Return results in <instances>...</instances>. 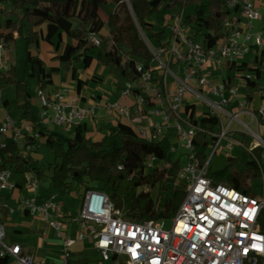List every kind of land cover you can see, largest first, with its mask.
I'll return each mask as SVG.
<instances>
[{"label": "built area", "instance_id": "1", "mask_svg": "<svg viewBox=\"0 0 264 264\" xmlns=\"http://www.w3.org/2000/svg\"><path fill=\"white\" fill-rule=\"evenodd\" d=\"M237 4L246 25L240 24L236 15H229L223 22V36L215 44L190 37L182 24L183 13H173L166 43L149 47L153 53L150 66L145 68L143 63H137L140 77L127 79L120 87L119 98L106 104V109L120 116L129 117L133 113L138 117L144 113L152 119L149 128L141 126L138 130L140 136L150 141L172 125L187 149L186 159L178 169V179L184 181L185 193L171 226L165 227V217L128 220L122 206L116 207L114 198L105 190L89 188L83 191L80 214L75 218L80 221V228L76 236H70L54 197L29 196L18 203V208L33 216L41 215L46 227L61 238L59 264H71L74 246L85 240L92 244L99 260L112 264H264V194L246 193L215 180L209 170L214 150L210 154L206 152L202 163L198 156L201 147L193 142L200 127L185 111L186 101L195 105L200 100L207 105L204 115H217L220 124L222 114L237 119V115L227 108L231 96H235V85L227 89L225 82L211 79L208 70L209 66L228 62L240 64L246 52L263 47L264 31L252 29L253 21L260 18L256 0L229 2L230 7ZM1 8L0 4V78L6 67L2 58L7 53L8 39L2 26ZM87 41L94 45L101 43L99 35L93 32L87 33ZM155 61L160 62L164 71L158 81L153 75L152 63ZM167 75L172 79L168 80ZM244 75L251 77L252 73L245 72ZM156 82L161 91L152 99L156 104H148L149 91L155 90ZM1 91L0 79V94ZM130 96L133 98L131 104L121 101ZM187 96L191 97L190 101L186 100ZM38 99L43 119L52 108V121L64 126L84 121L99 107L98 103L81 106L68 89L61 87L55 88L49 96L39 89ZM239 102L241 106L246 105L245 99ZM260 111L264 112V108L260 107ZM14 123V119L6 117L0 122V132L13 127ZM22 136L23 130H15L13 139L19 143ZM219 142L220 138L216 146ZM4 144L1 142L0 145ZM158 159L156 153L147 156V171L157 166ZM163 165L169 167L170 163L163 162ZM16 174L11 168L0 170V190L14 188L17 181L29 188L39 184L31 171L18 173V180ZM116 198L121 200V197ZM4 206L10 213L15 210L13 206ZM6 234V224L0 220V257L8 256L12 264H42L19 242H6Z\"/></svg>", "mask_w": 264, "mask_h": 264}, {"label": "trees", "instance_id": "2", "mask_svg": "<svg viewBox=\"0 0 264 264\" xmlns=\"http://www.w3.org/2000/svg\"><path fill=\"white\" fill-rule=\"evenodd\" d=\"M3 1L12 4L11 10L1 8L4 19L2 26L7 38L13 39L16 33L25 39L26 63L29 66L27 79L35 78L38 88L46 96L50 95L52 87H57L54 73L59 71V67L47 66L44 59L33 51V47L38 49L42 41L52 44L58 52L63 36L68 37L62 51L53 59L58 60L74 79L75 61H82L84 67L93 61L87 33H96L104 41L110 37L112 44L100 51L97 57L99 63L109 66L111 72L118 68L127 79H137L141 75L136 67L138 61H142L144 67L148 68L153 60V53L141 31L157 44H165L170 36L166 25L154 29L148 22L155 12L160 11L161 6L164 10H170L171 14L182 12V24L190 25L194 30L193 37L201 34V39L209 44H215L222 38L224 20L229 15H236L240 9L239 4L230 7L231 0H130V9L124 0H110L115 9L108 13L105 20L99 10L103 0H0ZM74 17L82 21L81 28L73 26ZM106 24L111 27L109 35L101 33ZM54 38L56 42H53ZM72 40L76 43L73 44ZM121 45L128 48L126 53L121 52ZM77 50L79 52L76 53ZM263 63L264 48L260 50L256 62L227 63L229 69L252 73L251 77L244 76L247 101H251L255 94L264 98V86L260 81ZM0 79L6 84H15L16 98L23 99L19 107L32 131L25 132L22 146L14 139L0 145V170L11 168L16 173L31 171L38 180H42L47 175L46 168L33 156L32 151L44 144L55 156V161L49 162L47 166L51 170L50 185L53 189L72 192L82 186L84 190H105L112 198L121 197L123 215L131 221L174 215L184 197L185 187L177 183L180 158L172 160L162 143L140 136L135 128L122 120L116 123L115 135H120L122 140L117 147H113V140L106 146L102 139L87 136L85 121L73 125L72 135L64 136L51 131L40 115V110L35 107L36 97L28 89L27 79L18 80L15 77L14 65ZM235 79L233 75L224 79L227 89L235 85ZM82 84V78H78V91ZM2 103L7 106L8 98H4ZM185 111L189 119L200 127L193 142L201 147L198 156L204 163L206 147L217 139L211 129L219 128L220 120L213 114L197 115L193 103L186 104ZM260 121L264 119L260 117ZM235 133L238 132H232ZM159 152L163 162L170 163L169 167L154 166L151 171H147V156ZM237 160V156L226 157L230 170L223 178L224 183H221L256 194L248 180L258 176L264 179V146L261 143L251 146L243 167L235 166ZM154 187L157 189L156 196L150 191ZM0 209H3V205H0ZM91 260L86 257L72 261L71 264H85ZM8 261V256L0 257V264H7Z\"/></svg>", "mask_w": 264, "mask_h": 264}, {"label": "rangeland", "instance_id": "3", "mask_svg": "<svg viewBox=\"0 0 264 264\" xmlns=\"http://www.w3.org/2000/svg\"><path fill=\"white\" fill-rule=\"evenodd\" d=\"M126 3V6L128 9H130V0H124ZM1 7L5 8L6 10L12 9V4L6 1L0 2ZM162 7V6H161ZM258 8L260 12V18L257 20H254L253 30L262 29L264 31V0H258ZM115 9V5L110 0H103L99 10L103 18L106 20L107 15L110 11H113ZM170 14L171 12H167L165 10H162L160 8V11L155 12L151 17V24L154 29H160L164 25L168 27V23L170 21ZM73 26L81 28L82 27V21L79 18H72ZM111 27L106 24L104 28V34H108ZM190 37H193L194 30L191 28L187 32ZM109 35V34H108ZM141 35L144 38L145 42L148 44V46L151 48L152 44H154V39H149V37L141 31ZM200 40L201 34L195 35V39ZM101 39V38H100ZM112 44V40L110 37L106 41L101 39V43L99 45H94L91 42H88L89 46V53L93 56V61L91 65L88 67H84L83 62H77V68L79 77L85 79L87 81V84L85 85L84 89L87 93H94V92H102L103 94V100H110L113 101L116 98H118L119 90L122 85L126 83V78L124 77V74L122 71H120L118 68L111 72L109 69V66L102 65L99 63L97 57L100 54V51L106 50L108 47H110ZM41 45V42H40ZM26 41L25 39L14 33L13 39H7V53L2 58L3 64L6 66L2 74H8V70L11 66L14 65L15 67V77L18 80L27 79L28 78V70L29 66L26 63ZM128 48L125 45H121V52L126 53ZM260 48L257 49V53H254L253 50H250L244 54L245 59L249 61L256 62L258 60V57L260 55ZM33 51L40 56V53L42 52V48L39 46L38 49L33 47ZM79 52V50L76 51V53ZM256 55V56H255ZM255 56V57H254ZM41 57V56H40ZM138 63H143L142 61H138ZM221 65V66H220ZM154 66H156L153 69V75L155 76H161L163 77V67L161 66L160 62L155 61ZM4 68V67H2ZM262 69V77L260 78L261 84L264 86V63L261 65ZM161 70V72H159ZM210 71V78H214L215 81L224 80L228 74H232L236 76V93L235 96L236 99L234 100V104L236 107L242 108L239 103L240 97H244V73L243 75H236L238 71L234 69H229L227 65L219 64L217 66H211L208 68ZM214 71V72H213ZM67 70L62 68V71H58L54 73V79L57 83H61L62 80L65 81L68 76L66 74ZM101 76V78L98 76ZM167 79L171 80L172 77L170 75H167ZM101 80V81H100ZM100 81V82H99ZM156 87L155 90L149 91V99L148 104H156V102L152 101L157 96V92L161 91V86L158 84V82L155 83ZM27 85L30 92L36 97V105L35 107L40 110L39 106V99H38V83L35 78L27 79ZM71 85V84H70ZM56 88H59L58 86ZM142 88V86H140ZM143 89V88H142ZM209 98H213L211 95H207ZM4 98H8L9 103L7 106H4L2 103V100ZM163 99V96H161V99ZM245 99V97H244ZM23 99H17L16 98V88L14 83L6 84L4 80H2V91L0 94V122L5 119L6 117H10L15 120L14 126L10 127L8 130H6L3 133H0V144L1 142H8L13 139L15 130H23V136L19 141V144L22 146L24 142V135L25 132H31V127L26 119L23 118V111L19 107V103L22 102ZM231 102L229 101L227 108L231 107ZM187 104V101H186ZM197 112L199 116L204 115L205 109L207 107L206 103L200 100H197ZM104 105V103H103ZM230 109V108H229ZM53 109L49 108L48 117L44 118V122L47 125L51 131L60 133L64 136L72 135L73 134V126H64V125H58L54 123L51 119V116L53 114ZM249 113H243L240 115V120L237 118H230L229 115L222 114V124H220L219 128H212L211 133L212 135L217 136V139L214 142H211L206 147V152L210 154L213 150L211 157V167L209 168L210 172L213 173V176L216 181L223 182V178L227 176L230 167L226 164V157L228 155L231 156H237L238 160L235 164L236 167L241 168L244 166L246 159L249 156L250 147L254 146L258 143L264 144V132L260 130L259 126V114L255 113L252 109L248 108ZM140 120L146 121L147 117L145 114H141L138 116ZM89 128L87 131H85V134L87 136L92 135L93 133H97L98 131H102L101 133L97 134L101 139L104 141L106 146H109L111 141L113 140V147H117L121 144V136L115 135L116 131V125L112 126H105L100 130L98 126L94 124L91 119H89ZM152 120V119H151ZM232 132H238L235 134H232ZM240 132H243L244 134H240ZM161 140L163 141V146L167 150L168 156L173 160L176 158H180V165L185 161L187 156V149L183 146V144L180 141V138L177 136V132L175 128L170 125L167 126L162 134H160ZM220 138L219 144L216 146L218 139ZM216 146V148H215ZM215 148V149H214ZM33 156L39 160V162L42 164L44 168H46V176L39 182L38 186L36 188H27L23 191H20L18 193V197L12 198L8 200L10 203V206H16L20 201L23 199L31 196L36 195L40 197L41 194L48 192V184L50 182V174L51 170L47 168L48 163L55 161V156L51 149L47 147L44 144H40L36 150L32 151ZM161 153L159 152L157 154L158 161L156 162V165L158 167H161L163 165V160L161 159ZM58 161V160H57ZM151 171V169H150ZM177 183L181 184L183 187H185V183L183 180L177 178ZM248 184L251 186L252 190L257 195H263L264 194V179L262 176L258 177H251L248 180ZM84 188L82 186H79L77 189L74 190V192L64 194V199L66 200V204L64 205V211H66L67 214H70L68 218L71 220L69 223H65V227L68 229V235L70 236H76V232L80 228V221L74 220V218L79 217L80 214V205L82 201ZM151 193L153 196H156L157 189L156 187L150 188ZM2 193H6L4 190ZM114 204L116 207L121 206V200L119 198H114ZM123 210V207H122ZM19 211H16V213H10L8 218L6 216H3L2 218L6 219V230L7 234L5 237V241H15L19 242L22 245L32 243L35 244L36 247L43 252H46L48 257L55 256L59 248H61V238L54 234L53 236L51 233L47 234L45 236L43 233L40 232H34V233H28L25 231V227L29 225L30 220L29 218L21 217L18 214ZM173 216L165 217V227L169 228L172 224ZM16 229H20L21 232L15 231ZM51 236V237H50ZM85 250V253L88 254V256L83 255L81 253V250ZM74 250L76 251V254L73 255V260H80L85 257H89L92 260L87 262L86 264H112L111 261L109 262H102L99 260V255L96 251H94V248L92 247V244L90 242L80 241L74 246ZM7 264H12V260L9 259Z\"/></svg>", "mask_w": 264, "mask_h": 264}, {"label": "crops", "instance_id": "4", "mask_svg": "<svg viewBox=\"0 0 264 264\" xmlns=\"http://www.w3.org/2000/svg\"><path fill=\"white\" fill-rule=\"evenodd\" d=\"M256 3L258 5V0H256ZM161 9L164 10L163 7H161ZM165 11H167V12L169 11L170 12V10H165ZM171 15L172 14H170V16ZM236 17L240 20V24L246 25L245 19L242 16H240V13L239 12L236 14ZM148 22L149 23L151 22V18L148 20ZM184 27L187 30V32H188V30H190L192 28L190 25H184ZM104 28L101 30V33L102 34H104ZM252 28H253V26H252ZM56 41H57V39L54 38L53 39V42H56ZM67 41H68V37L66 35H64L63 36V41L61 42V44L59 46L58 52L55 51L54 46L52 44L46 43V42H43V41L41 42L40 47L42 48V52L40 53V56H41L42 59H44L45 64L47 66H58L59 67V71H62V68H64V67L62 66V64L58 60H54L53 57L56 54H59L62 51V49L64 47V44ZM72 43L75 44L76 41L75 40H72ZM154 44H156L155 41H154ZM262 48H264V44H263V47ZM262 48H260V49H262ZM253 52L254 53H257V49H254ZM242 61L250 62L249 60L245 59L244 56L242 58ZM77 62H82V61H75L74 62V66L76 67V77L74 79L70 76L69 71H67L66 74H67L68 78L65 81L62 80L61 83H57L55 81V79H54V81H55V85H57L58 87L68 89L69 92H70V94L73 95V96H75L77 98L78 104H80L81 106H89V105H93V104L98 103L99 107L96 109L95 114L93 116H91V117H89V118H87V119L84 120L86 122V125H87L88 128H89V121H90L89 119H91V121H93L94 124L100 128V130H102V128L105 127V126L116 125V123H117L118 120H122V121L130 124L137 131L139 130V128L141 126L142 127L149 128V125L148 124H150L152 122V120L149 119L148 117H147V120L146 121H143V120H140V118L137 117V116H135V114H133V113L129 117L128 116H120L116 112L110 111V110L106 109V104L109 102V100H105L106 102H104V100H103V94L104 93L98 92V91L97 92H94V93H87L85 91V89H84L85 85L87 84V81L85 79H83V78H82L83 84H82V86L80 88V91H78L77 90V79L78 78H81V77H79L78 68H77V65H76ZM223 65H227V64L224 63ZM152 67L153 68L156 67V66H154V62L152 63ZM227 67H228V65H227ZM209 68H210V66H209ZM159 72H161V70H159ZM243 73L245 74V72H237L236 75H238V74L239 75H243ZM229 75H232V74H228V76ZM233 76H235V75H233ZM99 77L101 78V76H99ZM158 77L159 76H156V81H158V79H157ZM213 80L215 81L214 78H213ZM244 80H245V78H244ZM219 81H223L224 82L225 80H219ZM235 85H236V79H235ZM169 86L172 87V82H169ZM55 88L56 87H52L51 91H53ZM243 88H244V91H243L244 95L243 96L245 97V93H246L245 82H244ZM244 97H240L241 98L240 100L244 99ZM118 98H119V95H118ZM118 98H116L115 100H117ZM132 99L133 98L130 96V97L122 98L121 101L124 102L125 104H131L132 103ZM235 99H236V97L231 96V98H230L229 101H233V102H231V104H230L231 107H229L230 109L228 108V110L231 111L232 113H235L237 115V118L240 120V115H242L243 113H249L250 110H248V108L252 109L255 113H258L259 114V126H260V130L262 132H264V121H260V117L262 119H264V112H261L260 111V107H263L264 108V98H262L259 94L253 95L251 101H247L246 98H245L246 105L243 106L242 108H239V109L234 104V100ZM186 100L190 101L191 100V97L190 96H187V99ZM113 101H114V99H113ZM103 103H104V105H103ZM197 105L198 104L196 103L195 104V108L198 107ZM196 113L198 114L197 110H196ZM101 132L102 131H98L97 133H93L92 135L95 138H97V139H101V137H99V135H97V134H99ZM160 137L161 136H159V135H154V138L153 139L155 141H159L160 143H163V141L161 140ZM19 177L20 176L17 173L15 175V179L18 180ZM40 181L41 180H39V182ZM27 188H29V187H26L22 182L17 181L16 182V186L14 188L9 189V190L8 189H4V191L6 193L3 194L2 193L3 190H0V202L3 205V209H0V220L1 221H4L6 223V219H4L2 217L3 216H6L8 218V216H9L8 215L9 212L7 211V209L4 206V204L10 205V203L8 202V200H10L12 198L18 197V193L20 191H23V190L27 189ZM72 192H74V191H72ZM67 193H71V192L61 191V190H58V189H53V187L50 185V182H49V184H48V192L41 194L40 197H38L36 195L35 196L37 198L49 197V196L54 197V199L58 202L59 213L64 218V222L65 223H69L71 220L68 217L71 216V215L70 214H67L66 211H64V209H63L64 208V205L66 204V200L64 199L65 198L64 197V194H67ZM13 207H15V210L12 213H14V212L16 213V211H19L18 214L21 217L29 218L30 223H29V225H27L25 227V231L26 232H28V233L40 232V233H43L45 236H47L48 233L49 234L51 233L52 236L54 235L53 234L54 233L53 230L51 228L46 227V222L41 217V215H35V216H33V215H30L29 213H24V212H22V210H20L18 208V205H17V207L16 206H13ZM51 211L52 212H55L56 210L51 209ZM74 220H75V218H74ZM15 231L21 232L20 229H16ZM9 242H15V241H9ZM23 248H24L25 251L29 252L35 259L40 260L42 264H59V262H60V255H61L60 249L61 248L58 249L57 253H55L56 255L53 256V257L52 256L51 257H48V255L46 254V252H43L42 250L38 249L39 247L37 248L36 245L35 244H32V243H28V244L23 245ZM73 252H75V250ZM81 253H83V255H85V256H88V254L85 253V250L84 249L81 250ZM73 261H76V260H73Z\"/></svg>", "mask_w": 264, "mask_h": 264}]
</instances>
